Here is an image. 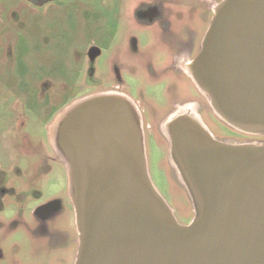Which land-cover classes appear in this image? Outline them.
Returning <instances> with one entry per match:
<instances>
[{"label":"water","instance_id":"water-1","mask_svg":"<svg viewBox=\"0 0 264 264\" xmlns=\"http://www.w3.org/2000/svg\"><path fill=\"white\" fill-rule=\"evenodd\" d=\"M192 75L222 120L264 131V0H221ZM60 116L52 135L63 136L70 163L74 264H264V143L218 141L184 108L174 111L165 123L197 207L181 224L112 95L83 97Z\"/></svg>","mask_w":264,"mask_h":264},{"label":"rangeland","instance_id":"rangeland-1","mask_svg":"<svg viewBox=\"0 0 264 264\" xmlns=\"http://www.w3.org/2000/svg\"><path fill=\"white\" fill-rule=\"evenodd\" d=\"M213 1L215 11L221 1ZM143 2L147 0H51L47 6L34 7L27 0H0V185L4 190L11 188L0 209V264H74L79 231L69 160L60 144L63 136L54 137L52 125L75 101L111 87L112 53L105 52L94 60L96 52L92 51L97 43L110 50L106 44L112 37L123 41L128 34L139 33L142 26L135 17ZM31 8L36 10L32 15ZM211 15L198 4L181 0L170 4L166 17L178 33L192 28L204 39ZM154 28L151 33L157 31ZM142 39L140 49H145L148 39ZM116 44L119 48L120 43ZM141 87L145 97L136 98L144 112L156 107L162 113L169 108V103L158 104L165 102L166 88L156 86L152 91ZM54 93L61 95L55 99ZM151 93L157 100L155 106L147 98ZM64 102L67 104L58 109ZM239 140L263 144L264 131L246 132ZM161 150L151 151V176L177 221L189 224L197 207L180 181L165 180L166 173L155 164ZM19 200L27 201V211H18ZM48 203H54L58 210L46 219L47 232L38 235L35 229L39 224L34 216L28 217L29 210ZM20 218L28 223H20Z\"/></svg>","mask_w":264,"mask_h":264},{"label":"flooded vegetation","instance_id":"flooded-vegetation-1","mask_svg":"<svg viewBox=\"0 0 264 264\" xmlns=\"http://www.w3.org/2000/svg\"><path fill=\"white\" fill-rule=\"evenodd\" d=\"M27 1L33 4L34 7L47 6L51 2V0ZM189 1L198 4L200 9L211 12L213 17V0L211 2L208 0ZM175 2H181V0H147V2L141 3L136 10L135 17V20L139 23L138 25L142 26L139 33H130L126 35V40L123 41L112 37L109 43L106 44L108 48L109 45L111 46L110 50H104L102 45L97 43L95 50L92 51L96 52L94 60L101 57L105 52L112 53L113 77L111 87L98 90L96 94L109 93L124 109L139 138L150 179L164 199L165 196L155 185L150 172L151 151L153 148L163 150L164 154L161 153V150L159 158L155 157V164L159 166L161 171L166 173L165 180L169 182L173 179L178 180L187 188L175 161L171 134L165 123L174 111L184 108L187 116L196 117L216 140L224 143H242L239 138L244 137V133H246L242 129L229 125L218 115H214L209 111V105L206 103L208 101L210 104L208 95L198 87L192 75L193 63L201 49L203 37L199 39L192 28H187L185 33H178V29L173 25L172 20L166 17L170 4ZM35 11L34 8H31L30 14H34ZM16 16L18 17L17 14ZM154 27L157 28V31L151 33L150 29ZM144 37L148 39L144 42L146 48L140 49V42ZM116 43H120L119 48H117ZM85 54L86 52L82 53L79 58L85 56ZM67 56H70V53ZM142 85L152 91L156 86L166 88L165 102H158V104L162 106L169 103V108L162 113H159V109L156 110V107H153L154 111L144 112L141 102L136 98L140 95L145 97ZM48 89L49 87L46 88L44 93ZM52 95L57 99L61 94L54 93ZM42 96L46 95L42 94ZM147 98L152 102L151 105L157 102L153 98V93ZM47 104L49 105L48 100ZM55 104L51 107H55ZM66 104L67 102L59 104L58 109ZM58 109L52 111V117ZM27 137L30 138L29 135ZM47 139L49 141L48 137ZM49 144L51 145L50 141ZM51 148L53 149L52 145ZM171 170L174 171V176L169 173ZM8 191L10 192L11 188L4 190L3 186L0 185V209L3 207V199ZM188 193L191 196L190 192ZM25 200H19L21 204H19L20 210L18 209V211H22L23 208L27 211V201ZM56 207L54 203H48L39 206L36 204V206L30 208L28 217L34 216L36 223L39 224L35 229L36 234L47 232L45 229L46 219L58 210ZM19 222L25 225L28 223V221H22L21 218ZM0 257H3L1 252Z\"/></svg>","mask_w":264,"mask_h":264},{"label":"bare ground","instance_id":"bare-ground-1","mask_svg":"<svg viewBox=\"0 0 264 264\" xmlns=\"http://www.w3.org/2000/svg\"><path fill=\"white\" fill-rule=\"evenodd\" d=\"M178 113H180V112H178ZM62 118V116H60L59 118H58V120H60ZM52 127H53V129H55V127H56V123H54L53 125H52ZM53 132H55V131H53ZM54 134V136H55V133H53ZM68 168L70 169V163H68Z\"/></svg>","mask_w":264,"mask_h":264}]
</instances>
